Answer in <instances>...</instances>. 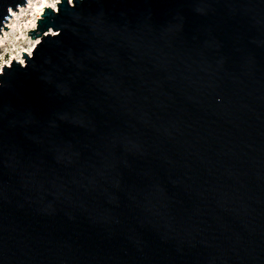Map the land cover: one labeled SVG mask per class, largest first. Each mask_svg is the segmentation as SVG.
Returning a JSON list of instances; mask_svg holds the SVG:
<instances>
[{"label":"water","instance_id":"1","mask_svg":"<svg viewBox=\"0 0 264 264\" xmlns=\"http://www.w3.org/2000/svg\"><path fill=\"white\" fill-rule=\"evenodd\" d=\"M27 34L0 264H264V0H59Z\"/></svg>","mask_w":264,"mask_h":264},{"label":"bare ground","instance_id":"2","mask_svg":"<svg viewBox=\"0 0 264 264\" xmlns=\"http://www.w3.org/2000/svg\"><path fill=\"white\" fill-rule=\"evenodd\" d=\"M59 0H56L54 2H51L49 0H40L39 4H35L34 0H29V4H28V9L31 10V12H35L37 11V16L32 19V13H29L28 17L26 19H23L22 21H18L16 23V27L15 25H12L14 22L17 21L16 17L19 15V13H16V11H13L14 14V18L11 17L10 23L8 24V26L11 28V30L13 29V38L11 39L13 41V45H14V51H15V55H13L12 60L14 58H18L19 61L24 62V57L23 56V51H27L28 53H31L34 46L39 42L40 39L37 40H31V49L29 50H20V48L18 47V45H20L22 43V40L27 39V33L24 31V27H27L28 30H31L32 28H36V24H37V20L38 18H40V15L43 14V11L45 10V7L47 6H51L53 8H57V3ZM72 1V0H71ZM34 4V5H33ZM34 6V7H33ZM26 10V7L21 8V11L23 13V11ZM25 20V22H24ZM23 23H25V25L23 26ZM8 27V28H9ZM4 34L5 36H1L0 35V46H4L6 45V34H7V30L4 29ZM18 51V53H16ZM11 62V61H10ZM9 62V64H10Z\"/></svg>","mask_w":264,"mask_h":264},{"label":"rangeland","instance_id":"3","mask_svg":"<svg viewBox=\"0 0 264 264\" xmlns=\"http://www.w3.org/2000/svg\"><path fill=\"white\" fill-rule=\"evenodd\" d=\"M39 1L40 0H34V3L35 4H39ZM51 2H54L56 0H49ZM59 2V1H58ZM29 4V3H28ZM28 4L26 6H23V7H20V9L18 11H16V13H19V15L16 17L17 21L14 22L12 25H15L16 27V23L18 21H22L23 19H26L29 15V13H32V19H34L38 14H37V11L35 12H31L30 9H28ZM34 5V4H33ZM26 7V10L22 12L21 11V8H24ZM34 7V6H33ZM44 12V11H43ZM41 16V15H40ZM14 18V14L12 16ZM11 20V18H10ZM10 20L9 22L7 23V25L10 23ZM25 22V20H24ZM25 25V23H23V26ZM37 25V24H36ZM9 27V26H8ZM24 31L26 33H28V28L27 27H24L23 28ZM34 29V28H32ZM13 32L14 30L9 27L7 29V34H6V37H7V40H6V45L4 46H0V72L2 71V68L5 64H7V62H10L12 61V57L13 55H15V51H14V45H13V41L11 40L13 38ZM1 36H5L4 34V30H3V33L0 34ZM32 39L28 34H27V39H24L22 40V43L20 45H18V47L20 48V50H29L31 49V40ZM33 40H37V39H33ZM35 47V46H34ZM24 52V51H23ZM27 52V51H26ZM18 53V51L16 52ZM14 59H18V58H14ZM19 60V59H18ZM11 63V62H10Z\"/></svg>","mask_w":264,"mask_h":264},{"label":"built area","instance_id":"4","mask_svg":"<svg viewBox=\"0 0 264 264\" xmlns=\"http://www.w3.org/2000/svg\"><path fill=\"white\" fill-rule=\"evenodd\" d=\"M24 63V62H23ZM7 64H9V62H7ZM6 65V64H5Z\"/></svg>","mask_w":264,"mask_h":264}]
</instances>
